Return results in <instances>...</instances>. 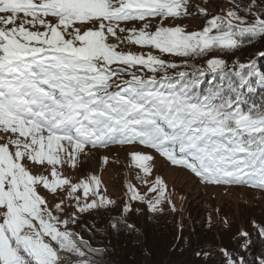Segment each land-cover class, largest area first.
I'll use <instances>...</instances> for the list:
<instances>
[{
	"label": "snow or ice",
	"instance_id": "obj_1",
	"mask_svg": "<svg viewBox=\"0 0 264 264\" xmlns=\"http://www.w3.org/2000/svg\"><path fill=\"white\" fill-rule=\"evenodd\" d=\"M230 2L215 15L197 6L204 26L187 31L168 22L192 15L190 0H0V264H64L65 253L96 264L88 253L99 250L70 225L115 201L99 176L63 174L86 149L139 143L202 183L264 190V97L249 101L242 91L252 77L264 84V73L255 61L229 72L213 55L264 38V0ZM205 57L206 66L194 63ZM208 73L220 83L202 88ZM131 156L150 176L153 157ZM143 183L155 196L127 182L129 201L159 210L167 185L159 176ZM41 190L67 193L68 204H50Z\"/></svg>",
	"mask_w": 264,
	"mask_h": 264
},
{
	"label": "trees",
	"instance_id": "obj_2",
	"mask_svg": "<svg viewBox=\"0 0 264 264\" xmlns=\"http://www.w3.org/2000/svg\"><path fill=\"white\" fill-rule=\"evenodd\" d=\"M242 1L245 5L248 3V0ZM261 52H264V38L246 42L235 52L213 55L226 60L229 72L239 70L233 63L239 57L241 63L255 61L257 69L264 73V57L258 55ZM207 58H198L194 63L203 67ZM181 59L175 62L180 63ZM251 79V91L247 88L242 91L249 101H258L264 97V84L257 83V77ZM203 80L202 88L208 87L209 81L220 83L212 73ZM172 166L202 184L189 170ZM206 185L264 192L243 184ZM114 223H118V227L113 228ZM70 228L91 248L99 250L88 253L96 264H227L229 257L237 261L243 257L245 264H260L264 259V235L260 233V229H264V203L230 202L218 206L207 194L198 191L187 194L179 210L162 206L157 211H150L144 206L140 209L132 207L125 214L118 207L93 209L80 214L78 222ZM65 255L64 264H75L80 259L72 253Z\"/></svg>",
	"mask_w": 264,
	"mask_h": 264
},
{
	"label": "rangeland",
	"instance_id": "obj_3",
	"mask_svg": "<svg viewBox=\"0 0 264 264\" xmlns=\"http://www.w3.org/2000/svg\"><path fill=\"white\" fill-rule=\"evenodd\" d=\"M240 2L244 4L242 0H240ZM190 5L193 6L192 15L183 19L169 21L168 23L172 25L179 24L187 26V31H197L202 29L206 19L205 16L200 15L196 11L197 6L199 8L207 9V12L212 15L221 14V10L226 12L233 7L230 0H190ZM137 27H139V25H137ZM131 50L134 52L146 51L135 46H133ZM165 59L171 58L165 57ZM236 61L241 63L239 57H236L233 63L235 64ZM201 63L204 64L203 61H201ZM0 135H3V133H0ZM134 152L150 154L153 157V159L148 162L152 167V173L150 176L145 177L143 172L136 167L131 156V153ZM104 157L108 158L107 163L104 162ZM63 174L69 177L73 182H78L80 179L92 174L99 176L102 182L100 189L101 192L109 199L115 201L114 204L99 208L101 210H106L108 207H118L124 212L123 209L126 202H130L131 208L134 207L140 209L144 206L148 207L146 201H129L126 184L127 182H131L141 195L147 193L146 199L152 198L155 196V193H148V186L143 183V180L147 179L151 183L157 176L161 177L167 185L166 198L158 208L162 206L173 208L174 206V209L176 210L181 209L187 194L191 191L193 193L198 191L207 194L209 200L214 203V205L218 206L230 202H248L250 204L253 202L264 203V192L247 188L238 189L206 185L203 183L199 184L184 171L173 167L166 158L161 156L154 149L147 148L139 143L128 145L117 144L111 145L107 148L86 149L85 153L79 154L75 167L69 165L64 166ZM41 191L42 194L47 196L49 203L52 205L60 199H64L65 204H68L66 199L67 193H61L60 196L54 198L51 194H48L46 190ZM78 194L82 197V192ZM91 199L92 197L89 196V200ZM169 199L171 200V203L168 202ZM72 210V207L66 208L65 215H71Z\"/></svg>",
	"mask_w": 264,
	"mask_h": 264
}]
</instances>
